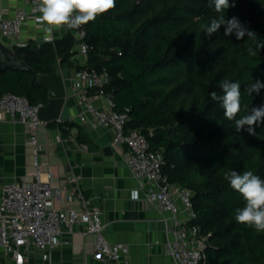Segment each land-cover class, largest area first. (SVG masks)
<instances>
[{"label": "trees", "instance_id": "trees-1", "mask_svg": "<svg viewBox=\"0 0 264 264\" xmlns=\"http://www.w3.org/2000/svg\"><path fill=\"white\" fill-rule=\"evenodd\" d=\"M223 14L264 40V0H235ZM218 15L209 0H116L113 10L85 25V64L72 59L73 32L53 42L31 40L15 47L25 68L0 69V95L12 92L44 105L50 94L38 82L41 75L60 68L107 71L105 89L114 108L129 109L126 128L145 133L150 149L164 156L163 174L193 191L192 222L207 237L202 264H264V232L235 220L245 201L225 179L230 170L264 178V122L254 125L255 136L247 126L237 132L235 121L210 97L212 91L223 95L220 83L226 80L241 84L237 119L264 104V88L252 95L244 91L257 79L264 82V48L249 55L253 42L225 36L223 26L209 36L200 26ZM51 123L61 130L77 124Z\"/></svg>", "mask_w": 264, "mask_h": 264}, {"label": "crops", "instance_id": "crops-1", "mask_svg": "<svg viewBox=\"0 0 264 264\" xmlns=\"http://www.w3.org/2000/svg\"><path fill=\"white\" fill-rule=\"evenodd\" d=\"M21 8L30 11L31 5L27 0H0V13L6 18H12ZM69 32L67 27H62L46 33L29 16L18 38L0 34V69L24 65L15 53L16 46L31 40L45 41L47 36L55 40ZM76 57L74 54L72 59L81 63ZM59 72L69 87L66 118L62 120L77 124L66 125L61 130L50 122L39 128L42 149L36 167L35 145L30 140L28 125L6 115L0 120V184L21 179L35 181L38 170L41 179L46 180L51 172L50 184L59 189L60 197L51 199L50 206L65 214L85 206L100 211L105 237L127 247L125 257L129 264H176L166 249L168 226L175 227L176 221L171 213L160 211L148 200L153 185L134 177L121 148L112 143L113 129L99 125L94 118L85 122L75 119L83 109L78 93L71 87L75 70L60 68ZM94 99L100 104L97 97ZM59 131L61 142L57 139ZM183 218L181 213L179 219ZM62 237L66 243L54 248H24L23 264H106L95 256L96 233H85L84 225L74 224L71 228L64 225ZM0 264H17L1 246Z\"/></svg>", "mask_w": 264, "mask_h": 264}, {"label": "built area", "instance_id": "built-area-1", "mask_svg": "<svg viewBox=\"0 0 264 264\" xmlns=\"http://www.w3.org/2000/svg\"><path fill=\"white\" fill-rule=\"evenodd\" d=\"M27 1L31 5L30 11L25 8L18 9L12 18H6L0 13L1 35L18 38L26 19L33 16L35 20L40 14L36 0ZM68 29L76 38V58H80L81 64H85L90 49L89 43L85 40L86 26ZM44 40L54 39L52 36H47ZM108 83L107 71L99 72L94 68L86 67L75 71L71 79V87L78 93L83 105L82 111L75 119L85 122L94 118L99 125L113 129L112 143L121 148L122 157L134 177L153 185L148 200L160 211L171 213L176 221L175 227L168 226L167 252L176 264H202L206 258L207 237L200 232V226L192 222L197 217L193 191L178 183L170 182L163 174L164 156L161 151L150 149L145 133L139 129L126 128L129 109L119 111L114 108L113 96L105 89ZM94 97L100 100V104L94 102ZM41 105L31 104L25 96L12 92L0 95V120L10 115L28 125L30 140L35 145L36 167L39 166V153L42 149L38 141V131L42 125L49 123L40 116ZM57 139L62 141L60 131ZM51 176L52 173L49 172L48 179L43 180L38 170L35 181L21 179L0 184V246L6 253L12 255L17 264H23L24 248L34 246L44 249L60 246L66 243L62 237L63 226L67 225L71 228L74 224H81L84 225L85 233L93 232L97 235L96 258L106 264H129L125 257L127 247L120 242L112 243L105 237L100 211L85 206L81 210H71L69 214H65L62 210L50 206L51 199L60 197L59 189L50 184ZM181 213L184 214L182 220L179 219Z\"/></svg>", "mask_w": 264, "mask_h": 264}, {"label": "clouds", "instance_id": "clouds-1", "mask_svg": "<svg viewBox=\"0 0 264 264\" xmlns=\"http://www.w3.org/2000/svg\"><path fill=\"white\" fill-rule=\"evenodd\" d=\"M36 4L40 14L35 17V23L42 26L44 32L52 33L62 27L78 29L94 21L97 16L113 10L116 7V0H36ZM209 7L214 8L219 14L200 26L209 36L217 33L223 26L225 36L235 34L237 40L247 37L253 42L255 49L249 47V55L254 57L257 49L264 48V40H260L256 32L245 27L237 17L226 19L223 13L230 7H235V0L231 4L229 0H209ZM220 88L223 95L218 96L215 91H212L210 97L213 101L220 102L224 116L230 121H235L237 132L247 126L246 131L249 135H257L254 125L264 122V104L251 108L247 114L237 119V115L241 112V84L225 80L221 81ZM262 88H264V82L257 79L244 91L252 95L259 93ZM225 179L245 201L243 207L235 210V220L257 232H264V178L251 170L242 172L230 170L225 175Z\"/></svg>", "mask_w": 264, "mask_h": 264}, {"label": "water", "instance_id": "water-1", "mask_svg": "<svg viewBox=\"0 0 264 264\" xmlns=\"http://www.w3.org/2000/svg\"><path fill=\"white\" fill-rule=\"evenodd\" d=\"M7 68H25V65L14 67L5 66L1 69L6 70ZM38 82L46 87L50 94L49 102L44 105L42 104L39 107L41 118L49 123L66 118L69 87L67 86L63 75L59 71L41 75Z\"/></svg>", "mask_w": 264, "mask_h": 264}]
</instances>
